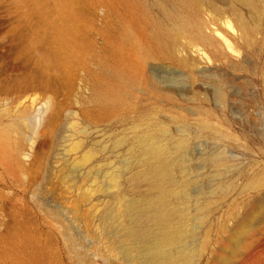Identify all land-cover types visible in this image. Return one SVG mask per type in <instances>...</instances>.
<instances>
[{"label":"rangeland","instance_id":"rangeland-1","mask_svg":"<svg viewBox=\"0 0 264 264\" xmlns=\"http://www.w3.org/2000/svg\"><path fill=\"white\" fill-rule=\"evenodd\" d=\"M253 1L257 16L242 0H200L205 42L179 31L182 0H73L64 16L57 0H0V132L13 146L0 152V264H137L145 246L128 232L155 226L145 137L168 146L171 183L188 192L173 205L203 215L191 220L197 237L236 224L264 165V0ZM237 15L256 27L254 40ZM57 23L73 42H57ZM112 68L139 73L123 101L106 105L98 92ZM50 101L56 111L46 112ZM253 257L242 264L264 260ZM207 261L205 252L197 264Z\"/></svg>","mask_w":264,"mask_h":264},{"label":"bare ground","instance_id":"bare-ground-1","mask_svg":"<svg viewBox=\"0 0 264 264\" xmlns=\"http://www.w3.org/2000/svg\"><path fill=\"white\" fill-rule=\"evenodd\" d=\"M72 1L57 0L62 16L67 12L66 7ZM199 1L182 0L178 29L181 32L196 34L202 37L205 42H208L210 40L208 34L200 33L195 28L193 11ZM242 1L256 12V16L260 14L257 2L253 0ZM232 9L236 12L234 7ZM237 20L241 30L246 34L247 40H254L255 29L253 28L256 27L251 28L250 24L240 15H237ZM227 23L228 27L232 28L230 19L227 20ZM53 31L55 39L60 45L66 46L74 41L72 28L67 23L54 24ZM229 45L232 50L240 51L238 46H233L231 43ZM138 73L139 70L137 69L128 75H126L124 69H110V72L107 73V82L98 92V99L106 105L123 101L128 95L130 86L136 81ZM217 96L219 100H224L226 94L223 90H218ZM49 109L56 111V105L53 101L48 102L46 112ZM54 113L51 112L46 119L44 117L41 119L44 124L40 128V133L51 129ZM144 140L149 143L148 150L153 161L149 165V173L155 178L154 187L156 192L155 197L149 198L147 203L149 208L154 210V213L150 216L155 226L150 225L144 230L133 228L128 232L130 237H134L137 241L139 247L145 246L137 264H197L205 252L210 253L211 261L204 264H242L245 259L252 257V255L254 257H264V238L256 237L257 234L264 233V225L262 226L264 222V165L260 162L257 163L258 168L248 182V186L258 192L254 205H247L246 213L240 217H237V213L235 214V211H232L235 214L236 224L230 226L221 223L218 227L219 237L212 239L208 232L202 237H197L195 234L197 229L191 220L203 218V215H199L197 218L191 217L187 201L184 202L183 206L173 205L174 198H185L188 192L184 187L176 189L171 183L174 165L168 155V146L160 144L155 137L152 139L145 137ZM183 142L182 139L180 146ZM12 147L9 136L0 132V152L3 155L10 154ZM260 147L264 154V132ZM218 151L220 152V150ZM222 153L217 154L218 156L214 159L218 161L219 166L222 160L225 159ZM92 155L93 152L90 151L85 155V158H90ZM250 201L252 202L251 199ZM250 201L248 200V203ZM121 205L122 207H129L128 204ZM66 233L71 239L74 238L68 231ZM188 236L196 240L190 242ZM124 250L128 251L129 248L124 246ZM77 253L78 256L83 258L82 252L77 250ZM261 264H264V260L261 261Z\"/></svg>","mask_w":264,"mask_h":264}]
</instances>
